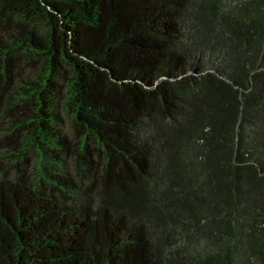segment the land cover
Returning <instances> with one entry per match:
<instances>
[{
	"label": "trees",
	"instance_id": "trees-1",
	"mask_svg": "<svg viewBox=\"0 0 264 264\" xmlns=\"http://www.w3.org/2000/svg\"><path fill=\"white\" fill-rule=\"evenodd\" d=\"M0 28V114H24L0 264H264V0H0ZM20 57L44 69L15 92ZM62 100L94 171L80 193L22 170L68 151Z\"/></svg>",
	"mask_w": 264,
	"mask_h": 264
},
{
	"label": "rangeland",
	"instance_id": "rangeland-1",
	"mask_svg": "<svg viewBox=\"0 0 264 264\" xmlns=\"http://www.w3.org/2000/svg\"><path fill=\"white\" fill-rule=\"evenodd\" d=\"M229 1V0H228ZM235 1V0H233ZM37 35H44L47 32L46 25L41 23L34 29ZM9 40L8 35L3 32L0 28V41L7 42ZM213 66H216L218 58L215 55L211 56ZM25 57L14 59L12 62L11 79V90L17 91L20 86L23 87V83L28 79L40 74L44 65L39 64L36 68H31L30 63L24 61ZM1 62V59H0ZM1 65V64H0ZM37 65V64H36ZM69 79V75L65 77ZM67 80H61L59 85L62 87L63 95L67 85ZM0 114V176L1 174L7 176H15L18 174L17 159L13 157L14 154L10 151L11 147L16 146L17 142L15 137H8L9 130L13 129V123L17 120L23 119L20 111L11 110L9 113ZM57 112L60 116V122L57 123V130L60 137L68 145V151L55 149L47 155L42 156L36 152L29 154V163L22 167L24 177L29 182L36 184L38 182H44L43 186H49L52 184L51 178L59 179L63 182L64 179L70 183V188L75 187L76 192H82L85 187L92 181L94 171L92 168L81 167V159L79 158L80 150L83 146L82 137L78 135L77 129L74 124V117L71 112L64 106V101H60L58 104ZM24 115V114H23ZM90 157L87 159L93 160V162H103V155L101 151L91 141L87 142ZM52 153V154H51ZM59 176V177H57ZM74 191V190H73Z\"/></svg>",
	"mask_w": 264,
	"mask_h": 264
}]
</instances>
